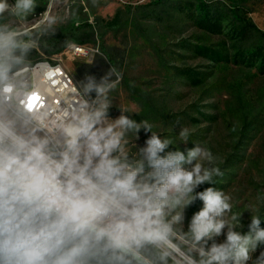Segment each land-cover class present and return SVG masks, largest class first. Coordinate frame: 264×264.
I'll use <instances>...</instances> for the list:
<instances>
[{
  "label": "clouds",
  "instance_id": "obj_1",
  "mask_svg": "<svg viewBox=\"0 0 264 264\" xmlns=\"http://www.w3.org/2000/svg\"><path fill=\"white\" fill-rule=\"evenodd\" d=\"M36 7L37 0H0V264H81L93 244L148 251L155 264H248L264 244L260 216L249 211L242 234L235 230L242 213L226 218L231 196L213 187L196 191L223 175L206 147L166 152L173 142L147 120L137 123L125 111L109 117V93L122 79L115 67L99 81L84 77L79 104L55 115L39 111L24 79L36 40L18 23ZM45 23L47 32L56 21ZM141 129L151 135L130 157L126 137L138 139ZM179 136L187 144L189 130ZM197 199L203 207L185 232V210ZM254 264H264V251Z\"/></svg>",
  "mask_w": 264,
  "mask_h": 264
},
{
  "label": "rangeland",
  "instance_id": "obj_2",
  "mask_svg": "<svg viewBox=\"0 0 264 264\" xmlns=\"http://www.w3.org/2000/svg\"><path fill=\"white\" fill-rule=\"evenodd\" d=\"M202 1L234 8L239 16L246 11L264 31V0ZM198 2L37 0L34 12L18 23L36 40L27 58L29 64L39 59L59 61L79 89L86 75L99 81L112 66L122 74L117 88L109 93L110 118L125 111L137 123L147 120L161 138L173 142L166 152L184 151L196 144L209 149L214 157L211 166L223 175L214 176V184L205 183L196 191L213 187L231 196L232 211L226 218L242 213V227L235 230L246 234L251 213L260 216V227L264 228V199H259L264 196V73L233 61H215L197 47L233 57L238 50L264 46V35L253 31L245 41L237 42L227 30L215 33L204 29L193 16ZM46 17L56 21L47 32V23L40 24ZM114 18H118L117 23L112 22ZM75 43L97 51L88 59L77 57L72 50ZM185 69L199 73V85L180 75ZM183 128L189 130L187 144L179 136ZM150 135L143 129L138 139L133 133L127 135L130 157L136 156ZM202 207L203 202L197 199L185 210L183 231ZM231 222L239 225V219ZM225 238L221 235L215 240L220 243ZM261 251L264 244L251 253L248 264H254ZM141 255L155 264L153 253L144 251Z\"/></svg>",
  "mask_w": 264,
  "mask_h": 264
},
{
  "label": "trees",
  "instance_id": "obj_3",
  "mask_svg": "<svg viewBox=\"0 0 264 264\" xmlns=\"http://www.w3.org/2000/svg\"><path fill=\"white\" fill-rule=\"evenodd\" d=\"M196 10L197 12H193V16L200 27L215 33L227 30L231 34L232 39L237 42L245 41L248 34L253 31L260 35H264V31H261L254 24L246 11H243V14L239 16L234 8H223L220 5L211 4L202 0H199ZM112 22L117 23L118 18H114ZM78 41L81 42L84 41V39ZM197 50L215 61H233L249 67H255L260 72L264 73V46H258L253 50H238L233 57L219 51L216 52L209 47H197ZM179 73L181 76L188 78L193 85L200 84L199 73L197 71L185 69L181 70Z\"/></svg>",
  "mask_w": 264,
  "mask_h": 264
},
{
  "label": "built area",
  "instance_id": "obj_4",
  "mask_svg": "<svg viewBox=\"0 0 264 264\" xmlns=\"http://www.w3.org/2000/svg\"><path fill=\"white\" fill-rule=\"evenodd\" d=\"M72 50L74 55L85 59L97 51L78 43L72 45ZM24 79L28 86L35 90L36 101L43 106L39 109L41 112L47 111L55 115L66 107L80 103L77 91L79 88L59 61L39 59L32 62ZM18 99L23 100L24 97ZM27 100L30 101L31 97H27Z\"/></svg>",
  "mask_w": 264,
  "mask_h": 264
},
{
  "label": "water",
  "instance_id": "obj_5",
  "mask_svg": "<svg viewBox=\"0 0 264 264\" xmlns=\"http://www.w3.org/2000/svg\"><path fill=\"white\" fill-rule=\"evenodd\" d=\"M81 264H153L143 255H135L112 249L104 244L91 245L86 258Z\"/></svg>",
  "mask_w": 264,
  "mask_h": 264
}]
</instances>
